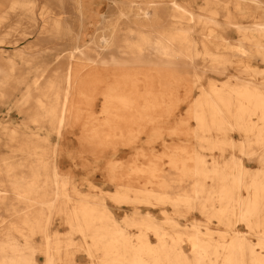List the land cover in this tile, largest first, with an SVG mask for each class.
Returning <instances> with one entry per match:
<instances>
[{
	"label": "bare ground",
	"instance_id": "bare-ground-1",
	"mask_svg": "<svg viewBox=\"0 0 264 264\" xmlns=\"http://www.w3.org/2000/svg\"><path fill=\"white\" fill-rule=\"evenodd\" d=\"M3 1L7 0H0V12L6 9ZM71 1L75 19L63 22L59 16L65 14V10L59 8L56 18H52L48 26L53 30H66L63 34L66 45H70L66 58L75 64L66 65L60 74L45 76L39 71L32 75L14 103L27 121L33 122L38 129L47 127L46 130L53 131L58 138L64 127L77 124L79 110L100 96L102 116L88 117L82 123L93 125L97 120V123L108 125L109 131L95 133L102 142L114 138L134 140L142 133L145 122L168 119L173 113L180 102L178 99L171 101L169 97L171 88L176 86V72L186 66L196 70L194 60L197 57L204 61L202 69L210 68L214 73L223 74L227 65L242 63L246 73L261 80L234 77L217 84L218 80L212 78L204 88L200 84L201 74L193 75L188 89L191 92L196 87L200 91L188 100V117L195 120L196 151L187 158L177 153L169 155L168 165L176 171V176L169 184L157 182L159 188L150 193L121 182L130 175L127 166L129 170L125 173L113 169L107 172L108 180L115 185L111 192L81 193L61 176L56 165L45 166L46 152L62 157L59 143L45 148L49 146L47 134L32 132L29 139L17 138L15 128H7L1 123L0 145L12 147L11 153L19 151L22 156L15 159L13 154L0 155V205L13 211L18 207L28 212L15 223L9 222L7 232L0 236V264L36 263L32 234L37 231L44 235V244L39 250L45 256L44 264L61 260L60 253L70 252V245L75 244L69 235L71 231L88 237L84 242L85 251L102 252L97 264H264V69L256 65L264 63V13L261 21L248 28L236 21L237 15L248 11L249 4L257 9L264 6V2L229 0L234 8L231 12L227 0H203L200 12L194 10L196 0H110L104 5L117 9L116 19L131 16L136 25V28L128 27L119 40L114 28L118 22L112 19L105 27L108 31L87 39L82 19L88 18L94 0ZM33 6L29 0H10L7 7H29V14L34 13L35 20L47 12L44 9L37 14L33 12ZM103 6L100 10H104ZM218 7L224 11L227 30L241 35L234 43L217 30L216 17L221 12ZM196 25L201 26L199 39L193 35ZM42 26L38 24L37 30ZM43 28L47 30V26ZM104 50L109 51L104 54ZM24 54L22 50L5 54L0 45V101L9 96L12 79L18 82L26 79L12 73L17 64L16 57L25 63L33 61L34 56ZM231 56L239 60L234 62ZM101 81L107 83L99 89L96 84ZM159 87L164 92L156 93ZM226 131L242 133V139L235 142L226 137ZM155 135L151 132L149 137ZM14 142L19 143L17 148H13ZM97 143L92 148H96ZM226 147L237 148L247 157L255 156L258 167L250 168L243 164L242 158L234 155L222 160ZM203 150L210 151L209 160ZM216 150L220 152L219 156H215ZM137 151L140 156L146 155L142 146ZM17 160L28 162L20 165L30 171L29 180L15 172L13 163ZM133 167L138 181L153 182L157 178L156 167L141 163L133 164ZM185 178L189 182L186 190L174 195L163 191V187L177 186ZM72 193L77 196V205L67 212L65 206ZM106 197L118 204L131 205L130 213L116 219L105 202ZM164 203L171 204L176 215L193 209L205 215L202 229L198 222L182 226L169 217L165 219L169 225L163 226L150 207ZM140 206L144 207L142 213L138 211ZM43 210L46 213L38 215ZM52 210L63 214L70 225L62 245L57 233L49 235L45 232V225L50 220L48 212ZM212 219L224 230L209 228ZM237 224L245 225L255 235L256 242L252 243L235 230ZM129 225H134L139 232L134 239L125 229ZM148 231L153 233L156 243L149 240ZM184 244L188 245L189 253ZM65 261L75 264L71 258Z\"/></svg>",
	"mask_w": 264,
	"mask_h": 264
},
{
	"label": "rangeland",
	"instance_id": "rangeland-1",
	"mask_svg": "<svg viewBox=\"0 0 264 264\" xmlns=\"http://www.w3.org/2000/svg\"><path fill=\"white\" fill-rule=\"evenodd\" d=\"M25 1L28 0H19V2ZM29 1L34 4L32 7L33 12H37V14H39L44 9H46L47 12H45L40 19L35 20L34 13L32 16L29 14V7H17L15 9H11L10 7L8 8L7 6L9 5L10 0L3 1L4 6H6L4 11L7 10L8 13L5 14L4 11L0 12V45L2 49H4L5 54L11 55V53L13 54L18 50H22L24 51V55L26 57H29V55L34 56L33 61L27 63L16 57L17 64L14 66L12 73L15 74V77L22 76L26 79L22 82H18L17 79H12L9 82V96L5 100L3 99V101H0V134L3 131L1 123L2 125H6L7 128H15L17 131V138L29 139L28 136L32 135V132H38L41 135L47 134L49 137V146H46L45 148L49 149L50 145L59 143V152L62 153V157H54V154L52 155L53 152H46L47 159L45 166L48 164L56 165L61 176L63 175L64 178L70 181L71 184L74 185L81 193L95 194L100 193L101 191L111 192L114 190L115 185L110 182L107 177V172L111 169H113V171L116 170L118 172L125 173L129 170L127 169L129 167L130 175H128V177H124L121 182L129 185V187L131 186L130 188L133 189L135 187L136 189H145L144 192L148 193H150L152 189L156 190L159 188L157 182H166L169 184L170 180H173L172 178L176 176V171L168 165V156L177 153L178 156L187 158L192 156L196 151L197 139L193 133L195 120L192 117H188L190 112V102L188 100H191V98L197 95L200 91L196 87L192 88L191 92L188 89L189 86L191 87L190 80L195 73L201 74L202 78L200 80V84L203 85L204 88H207V82L212 78L218 80L216 82L217 84H220L219 81H223V79L226 78L233 80L234 77L246 80H261L258 76L254 78L250 74L246 73L244 71V67H242V63L227 65L223 74L214 73L213 69L210 68L202 69L201 66L204 64V61L200 57H197L194 60V67L196 70L186 66V68L183 67L184 69L176 72L177 77H175L174 81L176 86L174 85L171 88L172 94L169 97H171V101L178 99L180 102L175 106L173 113L168 119L159 118L158 121L145 122L143 124L142 133H140L134 140L131 138L124 140L114 138L113 140L102 142L96 138L95 133L109 131L108 125L97 123V120L93 125L91 123L83 124L84 121L88 120V117L93 118L94 116H102V98L100 96L93 98L92 103L89 104L88 107L80 109L78 112L79 121L77 124L70 127H64L61 130V137L58 138L53 131L46 130L47 127L38 129L33 122L27 121L25 114L18 111L14 103L18 98H20L21 93L25 90L26 83L29 84L31 81L32 75L40 73L39 71H43V75L45 76L60 74L64 72L63 70L66 65L75 64L74 62H68L66 58L68 50L70 49V45H66L67 39H65L66 36L63 34L66 33V30L64 28L53 30L48 26L49 23L53 21L52 18H56L59 8L65 10V14L60 13L61 15L59 16L62 18L63 22H72L75 19V12L73 6H71V0ZM261 1L264 2V0ZM107 2H110V0H94L87 13L88 18L82 19L87 39H90L89 37H91V35H97L101 32L108 31L105 27L112 21L118 22L114 28L115 36L119 40L123 38V34L128 27L136 28V25L132 22L133 18L131 16L116 19L117 9L111 6V8L108 6L106 7L104 4ZM222 3L223 2H221V4ZM203 4V0H196L193 2L194 10L201 12L199 7ZM227 5L231 12H234L233 5L229 2V0H227ZM249 5L248 11L244 14L237 15L236 19V21L245 28L251 27L254 22L261 21L263 19L262 15L264 13V6L256 9L254 5ZM101 6L104 7V10H100ZM218 9L221 12L216 17L219 23L217 30L222 35L227 37L231 43L236 42L241 35L239 36V33L237 34L234 31L227 30V27H225V18L223 17L224 11L221 10L220 7H218ZM102 16H104L105 19H103ZM110 19H112V21H108ZM40 23L41 26H43L38 31L37 25ZM44 26H47V30L43 28ZM200 30V25H196L193 30V35L197 39L201 38V35L199 34ZM246 33L249 34L248 31ZM108 51L109 50H104L103 53L107 54ZM231 59L234 62L239 60L236 56H231ZM53 61L61 62L56 63ZM256 65L264 69V63H258ZM106 83L107 81H101L100 84L96 85L99 89H101V87H104ZM155 91L156 93L164 92L160 87ZM172 131L175 133H172ZM151 132L157 135L149 137ZM226 132V137L231 138L235 142L242 139V133L236 131ZM90 133L92 134L90 135ZM95 143H97V147L92 148V145ZM18 146L19 143L14 142L13 148H17ZM140 146L144 147L146 155L140 156L137 153V149ZM10 149H12V147L9 148L0 145V155L13 154L15 159L22 156L19 151H13V153H11ZM202 152L207 155L210 154L209 150H203ZM214 153L215 156H219L220 154L217 150L214 151ZM233 155L242 158L243 164L250 168H257L259 165V161L255 160V156L247 157L246 155H242L237 148L226 147L221 158L223 160ZM206 159L209 160L210 156L208 155ZM140 163L142 166L145 164L146 166H153L157 168L158 175L153 182H149L148 180H136L133 171V164ZM20 164L27 165L28 162H21L20 160L15 161L13 163L15 172L19 175L27 176L28 178L25 177V180H29L30 176H28V174L30 171L26 168H22ZM109 165L111 166L109 167ZM46 178L49 179V176ZM89 183L96 186L91 187L88 185ZM188 184V179L185 178L177 186L162 187L163 191H166L170 195H174L177 191L182 192L186 190L188 188ZM68 187L70 190L71 187L69 185ZM131 191L129 193L133 195V192ZM76 199L77 196L72 193L71 199L68 200L69 202L67 203V206H65L67 212L71 211V209L77 205V201H75ZM105 202L111 211H113L116 219L119 220L122 218L124 213L128 214L132 209L129 204H118L113 200H109L107 197ZM143 210V206L138 208V211L141 213ZM150 211L155 216L156 220L159 223H162L163 226L169 225L165 221L166 217L173 219L176 223H179L182 226H188L191 223L198 222L201 229V224H204L206 221L205 215L199 213L195 209H193V211H188L183 215H176L174 213V207L169 203L150 207ZM26 212L28 211L24 212V210H21L18 207L13 211L8 209L6 206L0 205V236L7 232L6 230L8 229L9 222L15 223V221L19 220V218L25 215ZM33 213L37 214L36 212H31V214ZM45 213L46 211L43 210L42 212H39L38 215L42 214L43 216ZM48 213H50V220L45 225V232H48L49 235L53 234V232L57 233L60 236L59 242L62 245V242L65 240V233L70 232V225L65 221V218H63V214L54 210L49 211ZM209 228L216 231L224 230L223 226L219 225L215 219L210 221ZM125 229L127 232L131 233V239H134L135 235L139 233L134 225L126 226ZM234 229L239 231L241 235L244 234L252 243L256 242L255 235L245 225L237 224ZM32 235V242L36 248L34 259L36 263L44 264L45 256L41 251H39L44 244V235L40 231L34 232ZM69 235L75 244L70 245V252L68 254L67 252L60 253L59 256L62 257V259L55 260L52 264H66L67 261L65 260L70 258L73 259L77 255H83L87 258L83 261L84 264H97L98 258L101 256L102 252L97 251L89 253L84 250V242L85 240H88V237H84L82 234L74 231H71ZM148 238L152 243H156L157 241L153 233L149 231ZM183 247L186 250V253H189L188 245L184 244ZM72 263L74 262L72 261Z\"/></svg>",
	"mask_w": 264,
	"mask_h": 264
},
{
	"label": "crops",
	"instance_id": "crops-1",
	"mask_svg": "<svg viewBox=\"0 0 264 264\" xmlns=\"http://www.w3.org/2000/svg\"><path fill=\"white\" fill-rule=\"evenodd\" d=\"M62 159H61V161H62ZM86 259L87 258L84 257L83 255H77L76 257L73 258V261L75 264H84L83 261H85Z\"/></svg>",
	"mask_w": 264,
	"mask_h": 264
}]
</instances>
